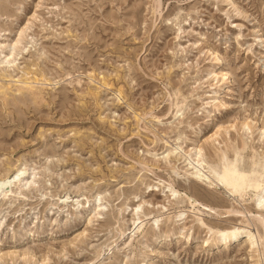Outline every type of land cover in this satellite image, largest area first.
Segmentation results:
<instances>
[{"label":"rangeland","instance_id":"obj_1","mask_svg":"<svg viewBox=\"0 0 264 264\" xmlns=\"http://www.w3.org/2000/svg\"><path fill=\"white\" fill-rule=\"evenodd\" d=\"M262 128L264 0H0V264H264Z\"/></svg>","mask_w":264,"mask_h":264},{"label":"bare ground","instance_id":"obj_2","mask_svg":"<svg viewBox=\"0 0 264 264\" xmlns=\"http://www.w3.org/2000/svg\"><path fill=\"white\" fill-rule=\"evenodd\" d=\"M244 125H247V123L246 122L242 123V126ZM263 129L264 128H262V130ZM215 134H217V131H215ZM245 146L246 144L243 143L242 148L244 149ZM197 148H198V151H200L201 147H196V149ZM197 161L199 160L197 159ZM25 172H26L25 168L19 167L11 175L6 174V175L1 176L0 177V195H6L5 188H9L14 181L20 180L21 178H23L25 175ZM240 178L239 176H235L231 180L226 179V178H224V180H225V183L230 185V189L232 193L234 192V193H239L240 195H242L246 193L247 188L250 186V183L246 179L242 180L240 183L237 182V180ZM169 185L172 186L171 184ZM254 186H255L256 194L253 199V204L255 205L254 209L256 210V212L254 213V211H250V213H253V215L251 216H253L254 219L262 223V227H260V229L262 228L261 231L263 234H261V236L264 237V184L260 182H256ZM232 188H235V190H233ZM169 191H170V196H173L174 198L177 197V193L174 188L169 187ZM66 199H67V196H66ZM194 201L198 202L196 199H194ZM236 210L237 209H232V211H236ZM179 213H183V211L181 210ZM202 224H204V222H202ZM239 233L240 232L237 230L230 234H227V233L220 234L221 236L218 238V240L215 243L218 247H228V245H230L231 243H235L237 240H239V243L240 242L244 243L250 252L254 253L255 251H257V249L255 248V244L257 243V236L255 235V233L253 231H248V230L246 231L244 235H240Z\"/></svg>","mask_w":264,"mask_h":264}]
</instances>
